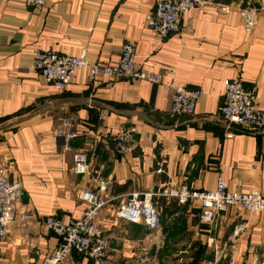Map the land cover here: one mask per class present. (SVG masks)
Returning <instances> with one entry per match:
<instances>
[{
	"label": "crops",
	"instance_id": "crops-1",
	"mask_svg": "<svg viewBox=\"0 0 264 264\" xmlns=\"http://www.w3.org/2000/svg\"><path fill=\"white\" fill-rule=\"evenodd\" d=\"M155 2L46 0L37 7L0 0V168L20 181L0 264H43L59 242L45 218H78L86 208L78 193L98 190V182L109 199L97 215L106 257L74 252L63 264H190L194 256H203L196 264H264V212L230 207L205 223L196 205L160 194L181 185L212 189L222 177L231 190L264 195V131L233 125L226 138L220 112L223 82L235 77L264 110V0H199L165 39L145 23ZM246 8L258 11L250 33L238 14ZM127 41L143 69L203 91L195 114H173L172 92L147 81H92L79 72L59 92L33 65L36 47L74 56L84 50L113 63ZM119 128L131 131L123 153L111 141ZM77 151L89 163L85 174L71 171ZM133 191L157 193L158 230L114 217Z\"/></svg>",
	"mask_w": 264,
	"mask_h": 264
},
{
	"label": "built area",
	"instance_id": "built-area-1",
	"mask_svg": "<svg viewBox=\"0 0 264 264\" xmlns=\"http://www.w3.org/2000/svg\"><path fill=\"white\" fill-rule=\"evenodd\" d=\"M25 4L42 7L46 0H22ZM199 0H156L153 9L145 15L149 30L159 39H165L180 29L182 16L194 8ZM226 11L227 6H220ZM242 28L250 33L258 23V11L255 8L239 10ZM118 58L113 63L90 59L82 50L77 56L59 54L54 50L36 47L33 65L42 81L64 91L79 72H84L90 80L107 79L110 81L126 79L147 81L162 86L172 92L171 111L173 114L193 115L203 91L190 89L164 80L159 74L143 69L135 62V47L132 42H123L118 49ZM223 104L220 112L226 121V138H232V126L237 125L248 131H264V110L256 103L255 96L246 90L239 78H228L224 82ZM102 116H100V119ZM74 135L67 134V139ZM131 131L119 128L111 135L114 147L120 153L130 150ZM90 166L84 152L77 151L72 156L71 171L85 174ZM104 183L98 182V190H82L78 198L86 204L82 214L71 221L64 222L54 216L44 220V226L54 233L58 245L45 258L43 264H63L72 253L101 261L106 257L107 240L97 222L99 211L109 204L102 196ZM157 193L152 191H133L114 211L116 219L128 222H142L149 231L158 230L160 214L153 201ZM161 195L173 197L180 203L196 205L200 219L211 223L220 211L237 207L250 213L264 212V195L256 190L236 191L228 188L226 181L218 177L214 188L207 190L189 189L186 185L164 190ZM20 195V181L10 180L8 172L0 168V239L7 236L9 227L15 220L16 203ZM227 264H232L228 262Z\"/></svg>",
	"mask_w": 264,
	"mask_h": 264
},
{
	"label": "trees",
	"instance_id": "trees-1",
	"mask_svg": "<svg viewBox=\"0 0 264 264\" xmlns=\"http://www.w3.org/2000/svg\"><path fill=\"white\" fill-rule=\"evenodd\" d=\"M222 1H224V2H230L231 0H222ZM201 246V245H200ZM201 258H203V256H201V257H198V256H194L193 257V260H192V262H190V264H196L197 262H198V260H200ZM194 261V262H193Z\"/></svg>",
	"mask_w": 264,
	"mask_h": 264
},
{
	"label": "rangeland",
	"instance_id": "rangeland-1",
	"mask_svg": "<svg viewBox=\"0 0 264 264\" xmlns=\"http://www.w3.org/2000/svg\"><path fill=\"white\" fill-rule=\"evenodd\" d=\"M185 86V85H184ZM228 262H232V261H226L225 263H222V264H227Z\"/></svg>",
	"mask_w": 264,
	"mask_h": 264
}]
</instances>
